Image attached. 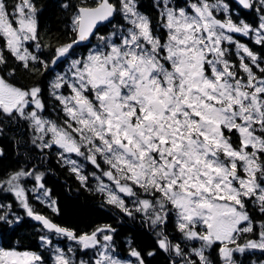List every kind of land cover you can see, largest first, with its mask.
Masks as SVG:
<instances>
[{
	"label": "snow or ice",
	"instance_id": "6c2138e0",
	"mask_svg": "<svg viewBox=\"0 0 264 264\" xmlns=\"http://www.w3.org/2000/svg\"><path fill=\"white\" fill-rule=\"evenodd\" d=\"M236 3L254 10L258 22L234 20L228 0H153L155 18L139 0H79L70 17L73 38L44 59L41 49L50 46L40 42L35 0H0V115L25 121L32 145L42 156L57 149L58 162L82 185L95 179L107 204L159 228V249L175 257L170 264H215L214 245L221 264H241L236 254L264 253V55L237 39L264 49V0ZM104 24L113 30L101 34ZM80 44L85 54L73 58ZM9 57L32 74L68 62L47 88L55 104L49 107L41 86L13 82ZM73 154L95 171L85 174ZM43 176L21 168L0 178V191L52 234L39 237L52 264H145L135 248L128 250L134 261L116 253L111 225L77 235L36 211L29 179L33 198L59 212ZM170 214L183 247L164 231ZM20 219L12 204L0 203V223ZM54 237L77 247L65 250ZM77 251L91 256L77 259ZM0 264L48 261L35 251L0 247Z\"/></svg>",
	"mask_w": 264,
	"mask_h": 264
},
{
	"label": "trees",
	"instance_id": "16d2710c",
	"mask_svg": "<svg viewBox=\"0 0 264 264\" xmlns=\"http://www.w3.org/2000/svg\"><path fill=\"white\" fill-rule=\"evenodd\" d=\"M35 2L40 9L38 13L40 42L42 45L50 46L41 49L42 58L49 59L56 47L69 43L73 38V33L70 31V17L73 15L74 8L79 0L67 2L70 5L67 9L62 6L61 2L56 0H35ZM139 2L141 10L155 18L156 12L153 8V0H139ZM228 2L233 9V19L237 22H239V19L253 25L258 22L254 10L245 11L233 0H228ZM115 22H121L119 17L116 18ZM110 30V25H104L100 28L101 34H108ZM240 39L253 48L254 51L264 55V49L252 44L249 38L240 36ZM86 47H75V52H81ZM232 58L235 59V56ZM8 66L16 68L13 82L17 86L30 88L39 85L45 90L44 96L49 107L55 104V101L47 94L48 85L53 77L51 67L49 71L43 74H32L20 68L11 58ZM47 112L55 118L50 111ZM31 137L32 133L25 121L20 119L9 120L0 115V151L3 153L0 155V178L21 168L31 169L35 167L37 172L44 174L43 183L46 188L51 190V199L56 202L55 206L59 210L57 214L46 203L37 202L33 198L34 193H31V189L34 187L35 182L29 179L25 182L30 193L29 202L36 211L46 215L59 225L74 230L77 235L90 233L97 226L111 225L115 229L113 239L116 253L122 258L129 257L128 250L132 247L144 255L145 264H170V260L175 259L172 254L159 249L157 244L159 228H154L140 215L129 217L114 206L107 204L105 196L96 191V187L91 182L88 181L87 186L82 185L77 176L67 166L58 162L55 155L56 150L45 152L42 156L32 145ZM235 141L238 142V139ZM0 203L12 204V212L21 217L19 223H0V244L4 248L38 252L45 257L48 264H52L50 249L39 240L41 235L52 234L47 233L41 225L28 218L11 194L0 191ZM253 215L257 219L260 218L254 209ZM168 221L164 229L165 233L169 235V239L173 243H178L180 237L175 227L174 214L169 215ZM66 240L67 238H64L62 243L65 244ZM192 246H199V243L192 242ZM218 247L216 245L214 249L209 250L215 264H221L218 257ZM148 252H154L155 255L147 256L146 253ZM76 255L77 259H88L91 256V251L88 255L77 251ZM245 259L248 260V263L250 260L264 259V253L253 254L251 257L246 256Z\"/></svg>",
	"mask_w": 264,
	"mask_h": 264
},
{
	"label": "rangeland",
	"instance_id": "374dc122",
	"mask_svg": "<svg viewBox=\"0 0 264 264\" xmlns=\"http://www.w3.org/2000/svg\"><path fill=\"white\" fill-rule=\"evenodd\" d=\"M72 16V15H71ZM110 27H111V25H110ZM113 29H112V27H111V30H110V32L112 31ZM237 39H239L240 41H241V39H240V36H237ZM242 42V41H241ZM93 43H95V41H93ZM2 45V42H1V44H0V46ZM83 54H85V50H82L81 52H74V56H73V58H76V57H79V56H81V55H83ZM68 66H69V64H68V62H66V61H61L56 67H51V71H52V75H53V77H52V80L54 79V76H55V74L57 73V72H63V71H66L67 70V68H68ZM45 115H51L50 113H48L47 111L45 112ZM54 118V117H53ZM54 150H56L57 151V149H55L54 148ZM73 158L74 159H77L80 163H82V164H84V171H85V174H90L91 172H93V171H95V169H94V167L93 166H91L87 161H84L82 158H79V157H75V155L73 154ZM105 179V182H107V180H106V178H104ZM89 182H91L92 183V185L94 186V187H97V181L95 180V179H92L91 178V176H90V178H89ZM35 195V194H34ZM24 210V209H23ZM25 211V210H24ZM26 214V213H25ZM64 238H60V237H54V243H57V244H59V246L61 247V248H64L65 250L68 248V247H76V245H75V243L74 242H72V241H69L68 239L66 240V242H65V244L64 243H62V240H63ZM194 243H199V242H194ZM0 247H3L1 244H0ZM122 258V257H121ZM123 259H130V260H135V258H133V257H127V258H123Z\"/></svg>",
	"mask_w": 264,
	"mask_h": 264
},
{
	"label": "flooded vegetation",
	"instance_id": "af4514ba",
	"mask_svg": "<svg viewBox=\"0 0 264 264\" xmlns=\"http://www.w3.org/2000/svg\"><path fill=\"white\" fill-rule=\"evenodd\" d=\"M56 1H57V2H61L62 5L66 3L64 0H56ZM68 3H69V2H68ZM39 23H40V22H39ZM0 44H1V42H0ZM1 46H2V45H1ZM9 59H10V58H9ZM236 139H237V137H236V136H233V140L235 141ZM168 222H169V221H168ZM167 224H168V223H167ZM167 224H166V225H167ZM166 225L164 226V229H165ZM164 231H165V230H164ZM178 235H179V237H180V233H179ZM179 242L182 244V247H183V246H184V243L181 242V237H180ZM215 246H216V245H214L212 249H214ZM257 253H261V252H259V251H255V252H245L244 254H236V259H237L238 261H240L241 264H249V263L251 264V261H252V260H250V262L248 263V260L245 259V257H246V256L251 257L253 254L256 255Z\"/></svg>",
	"mask_w": 264,
	"mask_h": 264
},
{
	"label": "water",
	"instance_id": "95a60500",
	"mask_svg": "<svg viewBox=\"0 0 264 264\" xmlns=\"http://www.w3.org/2000/svg\"><path fill=\"white\" fill-rule=\"evenodd\" d=\"M235 3H236V0H233ZM236 4H238V3H236ZM239 5V4H238ZM240 6V5H239ZM241 8H242V6H240ZM243 9V8H242ZM243 10H245V9H243ZM245 11H252V10H245ZM104 25H108V24H104ZM103 25H101L100 26V28L102 27ZM85 46H87V45H85V44H80V45H78V47H85ZM44 215V214H43ZM46 216V215H45ZM47 217V216H46ZM49 218V217H48ZM33 220V219H32ZM36 224H38V225H41L39 222H37V221H35V220H33ZM56 223V222H55ZM58 224V223H57ZM59 225V224H58ZM42 226V225H41ZM61 226V225H60Z\"/></svg>",
	"mask_w": 264,
	"mask_h": 264
}]
</instances>
